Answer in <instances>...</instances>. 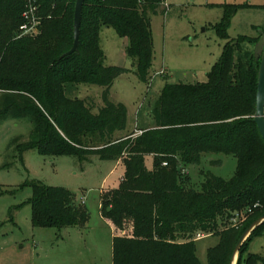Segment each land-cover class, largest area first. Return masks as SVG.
Here are the masks:
<instances>
[{
	"label": "trees",
	"instance_id": "obj_1",
	"mask_svg": "<svg viewBox=\"0 0 264 264\" xmlns=\"http://www.w3.org/2000/svg\"><path fill=\"white\" fill-rule=\"evenodd\" d=\"M76 1L36 0L40 33L19 38L29 0H0V121H31L28 142L17 144L22 153L122 162L120 187L101 198L102 217L121 233L113 239V264H201L200 235L219 237L209 264H231L244 232L264 217V140L254 122L260 68L254 47L261 34L230 40L226 30L240 6L227 7L218 26L227 44L208 81L167 84L152 110L155 127L118 136L127 128L128 110L109 94L129 71L105 66L100 33L113 28L129 40L127 56L148 84L152 19L166 13L167 1L86 0L78 50L65 56L74 47ZM67 84L104 88V106L95 113L92 101L68 98ZM205 154L235 157V175L224 179L207 171L199 189L186 188L182 167L200 165ZM31 205L35 228H84L90 219L66 188L35 185ZM236 214L243 218L238 227L230 223ZM262 236L264 225L243 245L237 264H264L248 252Z\"/></svg>",
	"mask_w": 264,
	"mask_h": 264
},
{
	"label": "rangeland",
	"instance_id": "obj_2",
	"mask_svg": "<svg viewBox=\"0 0 264 264\" xmlns=\"http://www.w3.org/2000/svg\"><path fill=\"white\" fill-rule=\"evenodd\" d=\"M166 1L168 7L162 8L166 13L152 19L154 59L148 84L139 80L127 56L129 40L113 28H103L100 33L105 66L129 71L114 82L109 94L112 102L122 103L128 110L124 134L155 127L152 110L167 84L208 81V73L227 44L218 31L227 7L240 6L226 30L230 40L257 38L264 29V0ZM39 33L38 29L34 36ZM65 90L68 98L92 101L95 113L104 106V88L67 84ZM32 129L29 119L0 121V264H113V239L121 233L102 217L101 198L103 192L120 187L123 165L94 156L80 161L67 156L44 157L36 150L22 153L17 144L28 142ZM146 164L153 169L152 156L147 157ZM236 169L235 157L205 154L200 165L182 167V182L186 188L199 189L203 173L210 171L230 179ZM35 185L73 192L90 213L88 225L64 230L35 228L31 205ZM197 238V257L201 264H209V250L219 244V237ZM248 252L264 258V236L251 241Z\"/></svg>",
	"mask_w": 264,
	"mask_h": 264
},
{
	"label": "water",
	"instance_id": "obj_3",
	"mask_svg": "<svg viewBox=\"0 0 264 264\" xmlns=\"http://www.w3.org/2000/svg\"><path fill=\"white\" fill-rule=\"evenodd\" d=\"M86 0H77L75 7V17H74V47L72 50L67 53L65 56L73 55L77 52L79 44H80V33H81V22H82V14L83 7ZM261 37L255 47V55L256 58H260V68L258 74V87H257V96H256V114L254 117V122L256 123L259 132L261 134L262 139L264 140V32L261 31ZM264 225V217L260 218L256 222H254L242 235L240 238L232 260L231 264H237L239 259V253L243 245L250 238L254 231H256L259 227Z\"/></svg>",
	"mask_w": 264,
	"mask_h": 264
},
{
	"label": "built area",
	"instance_id": "obj_4",
	"mask_svg": "<svg viewBox=\"0 0 264 264\" xmlns=\"http://www.w3.org/2000/svg\"><path fill=\"white\" fill-rule=\"evenodd\" d=\"M38 6L36 5V0H29V5L24 13V18L26 22L21 26L19 30V38L26 36H34L38 32L39 19L37 18ZM166 165V164H165ZM242 216L236 214L232 219V226L238 227L242 223Z\"/></svg>",
	"mask_w": 264,
	"mask_h": 264
},
{
	"label": "crops",
	"instance_id": "obj_5",
	"mask_svg": "<svg viewBox=\"0 0 264 264\" xmlns=\"http://www.w3.org/2000/svg\"><path fill=\"white\" fill-rule=\"evenodd\" d=\"M141 130H143V128H139V129H137L136 130V133H138V134H142V131ZM125 132H123V133H120V134H118V136H125V135H128V134H130V133H135L134 131L133 132H129V133H126V134H124ZM94 157H96L97 159H99L100 161H103V160H101L98 156H96V155H93ZM89 157H91V156H89ZM88 157V158H89ZM87 158V159H88ZM89 160V159H88ZM146 161H147V159H146ZM116 164H118V165H123L122 164V162L121 161H116ZM124 167V166H123ZM124 170H125V167H124ZM150 170H152V169H150ZM124 175H125V172H124V174H123V178H124ZM123 180V179H122ZM104 193V192H103ZM105 220V219H104ZM108 222V221H107ZM109 223V222H108ZM112 226V225H111Z\"/></svg>",
	"mask_w": 264,
	"mask_h": 264
}]
</instances>
